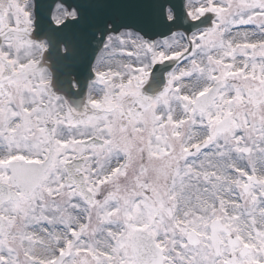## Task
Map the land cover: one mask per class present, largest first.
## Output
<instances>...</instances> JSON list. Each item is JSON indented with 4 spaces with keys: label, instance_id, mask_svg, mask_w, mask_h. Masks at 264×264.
Listing matches in <instances>:
<instances>
[{
    "label": "snow or ice",
    "instance_id": "6c2138e0",
    "mask_svg": "<svg viewBox=\"0 0 264 264\" xmlns=\"http://www.w3.org/2000/svg\"><path fill=\"white\" fill-rule=\"evenodd\" d=\"M0 264H264V0H0Z\"/></svg>",
    "mask_w": 264,
    "mask_h": 264
},
{
    "label": "water",
    "instance_id": "95a60500",
    "mask_svg": "<svg viewBox=\"0 0 264 264\" xmlns=\"http://www.w3.org/2000/svg\"><path fill=\"white\" fill-rule=\"evenodd\" d=\"M174 2L177 3V4H179V3H181V0H174ZM42 3H44L45 5H46V4H52L53 7H55V5H56L57 3H59V0H42ZM41 15L43 16V10L41 11ZM157 38H158V37H157ZM97 53H98V52H97ZM97 53H96V55H97Z\"/></svg>",
    "mask_w": 264,
    "mask_h": 264
},
{
    "label": "flooded vegetation",
    "instance_id": "af4514ba",
    "mask_svg": "<svg viewBox=\"0 0 264 264\" xmlns=\"http://www.w3.org/2000/svg\"><path fill=\"white\" fill-rule=\"evenodd\" d=\"M100 55H102V53H101ZM100 55H99V56H100ZM124 59H126V57H124ZM118 60H119V61H118ZM114 62H115V63H119V62H122V60L119 59V58H117L116 61H114Z\"/></svg>",
    "mask_w": 264,
    "mask_h": 264
},
{
    "label": "rangeland",
    "instance_id": "374dc122",
    "mask_svg": "<svg viewBox=\"0 0 264 264\" xmlns=\"http://www.w3.org/2000/svg\"><path fill=\"white\" fill-rule=\"evenodd\" d=\"M193 2H195V0H193ZM116 61V60H115ZM119 61V60H118Z\"/></svg>",
    "mask_w": 264,
    "mask_h": 264
}]
</instances>
